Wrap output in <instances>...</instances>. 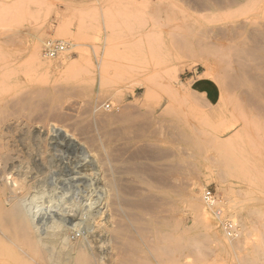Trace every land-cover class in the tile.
Listing matches in <instances>:
<instances>
[{"label":"rangeland","instance_id":"obj_1","mask_svg":"<svg viewBox=\"0 0 264 264\" xmlns=\"http://www.w3.org/2000/svg\"><path fill=\"white\" fill-rule=\"evenodd\" d=\"M231 20L264 21V0L221 13L202 11L197 0H0V210L22 201L41 237L60 221L70 243L85 244L91 264L127 261L111 229L128 219L206 239L221 236L228 219L243 229L227 253L206 241L201 255L192 248L159 255L152 236L134 256L143 264L251 260L264 245V97H256L259 106L246 81H228L240 70L264 81V62L241 58L226 37L190 45ZM9 25L23 29L5 31ZM35 37L65 45L51 59L38 43L50 73L31 58ZM69 60L78 66L65 71ZM115 187L155 204L124 207L123 215L110 196ZM206 190L217 200L205 207L212 229L189 206V194L201 199ZM20 261L46 264L0 226V264Z\"/></svg>","mask_w":264,"mask_h":264},{"label":"bare ground","instance_id":"obj_2","mask_svg":"<svg viewBox=\"0 0 264 264\" xmlns=\"http://www.w3.org/2000/svg\"><path fill=\"white\" fill-rule=\"evenodd\" d=\"M197 1L202 5V11L209 12V13H221V12H226V11L238 8L242 5H244L248 0H197ZM29 10L32 11L33 8L30 7ZM9 27H10V25L7 27L5 26L3 28L5 29V31L6 30L10 31L13 29L11 27H10L11 28L10 29ZM19 28L17 29L16 26L14 27L16 32H19L21 29H23V26L22 27L19 26ZM10 33H12V32H10ZM225 37L227 38L228 41H229V39H230V41L232 40L231 42L230 41L229 42H230V44L231 43L235 44L234 46L237 48L236 51L238 53V56H240L241 58H243V59L250 58V59H254V61L256 60L259 62H264V21L231 20L230 22H228L226 24H223V25L221 24L220 26H218L214 36L211 33H208V35H205V33H203V34L201 33L198 37H196L194 39V41L191 42L190 45L192 48L201 49V48L211 46L212 44L215 45L214 43H217L220 40V38L222 40V38H225ZM36 38L39 40L38 37H35L34 45H32L30 48L31 58L41 69H43L45 71V73L46 72L50 73V65L51 64L49 63V61L44 60L42 58V56L40 55V46H39L40 44L38 45V43H42V41L41 42L35 41V40H37ZM223 40H225V39H223ZM49 41H45L44 43H42L43 47L46 48L47 42H49ZM175 41L176 42H174V43H177V40H175ZM229 42H226V43L229 44ZM62 46H63V50L58 52L56 56H59L65 50V47H64L65 45L63 43H62ZM233 50H234V48H233ZM43 56L48 57L49 55L46 52V54H43ZM79 56H81V53ZM55 57H51V59L55 58ZM49 58H50V56H49ZM78 63L79 62H77V61L76 62L70 61V60L65 61L64 62V70L65 69H71L73 66L75 67V65H77ZM97 63H98V60H97ZM201 64L203 66H205L204 68L207 69L206 71L208 74V72L211 70L209 64L206 61H202ZM259 64H261V63H259ZM247 66L249 67L251 65H247ZM253 66H255L254 63H253ZM226 67H228V66H226ZM240 68H242V67H240ZM243 68H245V67H243ZM243 68H242V70H243ZM250 68H252V67H250ZM230 69H231V67H230ZM231 70H230V72L233 73L234 69H231ZM240 71H239V74H238V72L235 71L236 73H233L234 75H233V77L231 76V78L229 77L230 75L227 76L230 78V80L228 81V85L231 87L232 86L237 87L240 83L242 84L241 81H246L249 84V88H247V89L250 92H252L255 96V97L253 96L255 98V104L257 103V105L260 106L259 100L256 99V97H258L260 99L259 93H260V96H261V94H263V97H264V81H261L262 79H260V81H258L259 78H257L258 80L256 81V79L254 77L256 73L253 74L254 76H252V79L250 77H249V79H247V78L245 79L246 76L243 77L242 75H240ZM246 71H248V70H245V72ZM225 72H227V71H224V73ZM230 72H228V73H230ZM225 74L227 75V73H225ZM250 74H252V73H250ZM226 75H224V76H226ZM195 90H196L195 86H191V88H189L188 91L190 93L196 94L197 91L195 92ZM40 92L41 91L38 89L33 91L34 94H39ZM145 92H147V91H145ZM250 96H251V93H250ZM253 97H251V99ZM248 99H249V97H248ZM11 101H13V100H11ZM18 101H19L20 105H22L26 101V97H21ZM251 102L254 103L253 101H251ZM116 136H117V134H116ZM141 152H143V151H141ZM3 156L6 159L9 158V155L6 153ZM152 175L153 174H151V176ZM155 181H156V179H155ZM157 184H159V183H157ZM5 190H8L10 192L14 191V189H12L11 186L9 188H5ZM126 194L124 192H121L120 190L116 189V187H115L112 195H110V196H112L114 203L117 204L118 207L120 208L119 211H121L123 215H124V211H123L124 207H128V206H132V207L136 206L137 207L138 206L141 209L142 207H146V206L147 207L148 206L153 207V205L155 204V201L153 199H151L150 197H140V199L138 201H132V200L126 198V196H125ZM188 199H189L190 209L197 213V217H199L200 222H202L205 225V228L212 229L213 226L211 223V218H210V215H209V213L205 207L211 208L212 206L217 204V200L214 198L213 202H210V201L207 202L204 199V196H203V198L200 199L199 197L194 196L193 194H189ZM259 210H256V211H259ZM260 211H262V209ZM218 212H219V216H220L221 211L218 210ZM26 213H28V212H24L22 201H20V200L16 201L11 205L10 209H7V210L1 209L0 210V226L4 229H7L8 233L10 234L12 239H14L18 244L22 245L26 249V251H28L31 255L39 256L46 264H91L90 256H92V255H90V253L88 252L85 244L83 242H79V241L70 243L68 240V236L65 237L64 232H63L66 228L64 230H62L63 228L60 229L58 226V225H61L60 221L59 222L57 221L58 225H57V222H55L56 224H54V225L51 224L52 225L50 227L51 229L49 228L50 232H48V234H45L46 235L45 237H41L40 235H42L43 233L39 234L38 229L40 228V226H39V228H38V226L36 227L35 226L36 223L33 224L34 220L31 221L32 218L31 219L28 218L27 215H29V214L26 215ZM262 213H264V212H262ZM133 215H131V216H133ZM216 215H217V213H216ZM128 220L131 223L120 224V225L117 224L119 226H116V227L114 226L115 228L111 229V234H112L113 238L116 240H119V242L121 244L120 246H121L122 253L125 256L129 257L127 259V261L124 262L123 264H143V262L140 259L135 258L134 246H137L138 243L141 241L142 242L149 241V238L152 236L154 239H156L154 244H153V247H152L153 251L156 254L164 255V256H171L173 253H180L181 254L182 251L192 248L195 251H197V253H199L201 255V250L203 249L204 243L206 241H209L210 243H214V245H215L214 253L215 252L216 253H227V251L231 247V244L229 242L230 241L229 238L231 239V238H234L236 235L241 234L242 229H243V227H240V229H238V232H237L236 225L234 223H232V221H230L234 227L231 231L227 230L225 228V223H226L225 221H229V220L224 219L221 222L223 232L220 233V235L221 234L222 235L218 236L217 235L218 233L211 232V234L209 236H206L207 237V239H206V238L194 237L192 233L180 228L178 225L175 226L174 228L169 229L166 232H161L160 230H158L155 227L148 228V227H145L142 225H138L137 223H134V222H136L135 219H128ZM72 229H71V231H72ZM47 230L45 229V231H47ZM45 231H44V233H45ZM68 231L69 230H67V232ZM65 234H66V230H65ZM195 260L197 261V259H195ZM255 261H261V264H264V245L262 248H260L254 252V257L251 258V260L243 261L240 264H253ZM175 262H176V260L174 261V263ZM20 263H21V261L19 262V264ZM174 263H172V264H174ZM180 264H182V263H180Z\"/></svg>","mask_w":264,"mask_h":264},{"label":"built area","instance_id":"obj_3","mask_svg":"<svg viewBox=\"0 0 264 264\" xmlns=\"http://www.w3.org/2000/svg\"><path fill=\"white\" fill-rule=\"evenodd\" d=\"M63 50V46L62 44L58 43V42H55V41H49L47 42V46H46V51H47V54L50 56V57H55L57 55L58 52L62 51ZM214 198L215 196L211 194L210 191L206 190L205 194H204V199L207 201V202H213L214 201ZM217 215H219V212L217 211L216 212ZM225 228L229 231H231L233 229V225L230 221H225Z\"/></svg>","mask_w":264,"mask_h":264}]
</instances>
